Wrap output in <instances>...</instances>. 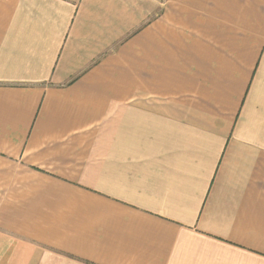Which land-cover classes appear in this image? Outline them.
Here are the masks:
<instances>
[{
	"label": "crops",
	"instance_id": "obj_1",
	"mask_svg": "<svg viewBox=\"0 0 264 264\" xmlns=\"http://www.w3.org/2000/svg\"><path fill=\"white\" fill-rule=\"evenodd\" d=\"M0 264H264V0H0Z\"/></svg>",
	"mask_w": 264,
	"mask_h": 264
}]
</instances>
